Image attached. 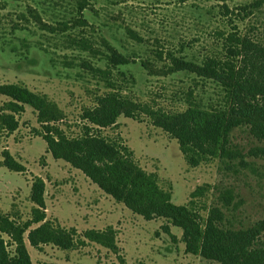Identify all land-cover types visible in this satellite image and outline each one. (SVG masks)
<instances>
[{
    "label": "rangeland",
    "instance_id": "1",
    "mask_svg": "<svg viewBox=\"0 0 264 264\" xmlns=\"http://www.w3.org/2000/svg\"><path fill=\"white\" fill-rule=\"evenodd\" d=\"M228 35L247 37L263 47L264 0H0V83H21L45 95L61 112L54 128L67 138L76 137L87 124L83 111L95 104L97 95L110 90L91 68L109 67L107 54L115 49L129 62L113 68L112 79L131 100L127 108L137 117L119 114L116 124L101 128L99 134L126 145L134 163L154 173L171 200L185 205L202 221L217 206L225 228L257 226L264 219V156L255 150L260 142L249 132L250 124L235 127L231 133L245 164L236 157L232 165L211 158L190 166L176 139L153 125L149 113L182 111L189 100L226 111L229 87L200 75L195 66L206 57L222 58ZM79 38L91 48L83 47ZM183 61L193 67L185 68ZM4 100L0 94V105ZM243 111L237 115L243 121H263L259 111ZM17 118L18 127L11 134L0 130V151L6 146L27 171H12L0 163L1 213L6 210L3 214L17 222L30 216L29 189L37 175L45 182L46 211L52 224L59 223L54 210L68 228L76 229L74 238L89 228L111 226L124 264L215 263L186 253L181 228L168 219L145 220L84 182L79 171L72 174L68 162L53 158L45 151L46 143L39 135L42 127L31 107L25 105ZM198 186L201 191L196 190ZM53 188H61L62 194L80 190L75 223L70 206H50ZM226 190L229 200L223 197ZM167 223L175 241L161 229ZM0 235L12 253L14 245L6 234ZM81 238L84 244L77 242L68 249L52 244L37 249L29 246L32 264H118L111 249ZM259 239L258 245L264 248L262 229Z\"/></svg>",
    "mask_w": 264,
    "mask_h": 264
},
{
    "label": "trees",
    "instance_id": "2",
    "mask_svg": "<svg viewBox=\"0 0 264 264\" xmlns=\"http://www.w3.org/2000/svg\"><path fill=\"white\" fill-rule=\"evenodd\" d=\"M79 40L83 47L91 48V45L86 46L88 44L83 38ZM225 41L222 58L206 57L201 65L195 66V70L229 87L230 103L226 111L204 108L189 100L182 111L156 109L149 112L152 124L176 139L183 158L190 166L211 158L232 165L236 157L240 158V164H245L231 137L232 130L245 123L250 124L249 132L260 142L255 145V150L264 156V46L257 47L247 37L240 39L228 35ZM172 60L178 62L177 58ZM107 62V68H91L110 90L97 95L95 104L83 111L82 119L87 124L81 135L67 138L59 133L54 128V122L61 115L57 106L45 95L17 82L0 83V94L6 97L0 105V130L11 134L18 127V114L25 105L31 107L42 127L39 135L46 143V152L81 170L115 201L123 203L145 220L162 217L181 228L186 253L215 261L214 264H264V248L258 245L259 231L264 230V219L257 226L225 228L222 212L217 206H212L202 221L198 214L185 205L175 204L170 193L158 185L157 176L134 163L133 153L126 145L99 134L101 128L115 125L119 114L137 117L132 108H127L131 100L116 87L112 79V69L127 64L129 59L110 48ZM184 63L185 68L193 67L188 62ZM120 74L123 79H127L124 73ZM243 109L259 111L263 121H243L237 117L245 113ZM0 156L1 164L7 169L21 173L27 171L26 166L6 146L2 147ZM201 189L200 186L196 188L199 191ZM43 191V178L33 176L30 185L33 206L29 218L22 222L0 212V233L6 234L14 245L13 252H9L7 241L0 235V264H32L24 243V233L34 248L51 243L61 249H68L77 242L84 244L83 237L111 249L118 264H124L111 226L105 229L89 228L74 238L77 233L75 228L52 224L51 220L45 218ZM223 197L230 199L229 190L225 191ZM168 223L162 224L161 229L175 241L176 236L170 231Z\"/></svg>",
    "mask_w": 264,
    "mask_h": 264
},
{
    "label": "crops",
    "instance_id": "3",
    "mask_svg": "<svg viewBox=\"0 0 264 264\" xmlns=\"http://www.w3.org/2000/svg\"><path fill=\"white\" fill-rule=\"evenodd\" d=\"M50 153V152H49ZM51 154V153H50ZM52 156V155H51ZM47 161L48 160V157L46 158ZM63 160V159H62ZM0 163H1V160H0ZM72 169V174L75 175L76 171H79L83 177V181L86 182V183H90L91 185H93L94 187L98 188L99 191H101L102 193H104L105 195H108L107 193H105L103 190H101L98 185L94 182H92L87 176L84 175V173L77 169V168H71ZM21 173V172H20ZM79 174H77L78 176ZM90 184H88V187H91V189L93 190L92 186H90ZM31 185V184H30ZM30 190V189H29ZM59 191L61 192L62 189L60 188H53L52 192H50V206L53 208L54 206H60V207H63V206H70L71 207V210H70V216L72 217V221L75 223V221L77 220L76 217H78V210H77V202H75L77 199H78V196L80 195V190L77 189L76 192H73V190H71V192H67V193H59ZM46 187H45V182H44V191H43V199H44V204H45V218L46 219H49V213L46 211V206H47V198H46ZM110 196V195H109ZM111 197V196H110ZM53 200V201H52ZM53 202V203H52ZM117 202V201H116ZM121 203V202H120ZM123 204V203H122ZM124 205V204H123ZM32 206H33V203H32ZM126 207V206H125ZM1 208V207H0ZM54 210H52V215L56 218V221L59 222L58 224L62 227H65V228H68L70 227V225L68 224H65L64 221H61V219L59 218V215L57 213H53ZM3 213H6V210H3ZM136 214V213H135ZM12 218V217H11ZM29 218V217H28ZM63 220V219H62ZM36 224H33V226H35ZM75 225V224H74ZM102 229V228H101ZM171 231V230H170ZM26 234V233H25ZM25 238H26V235H25ZM24 238V243L26 245V248L27 250L29 249L28 247H32L29 243H28V240ZM27 240V242L25 241ZM51 244V243H50ZM43 245H46V244H43ZM53 245V244H52ZM34 248V247H33ZM59 248V247H58ZM34 249H37V248H34ZM28 253H29V250H28ZM30 255V254H29ZM31 259V257H30ZM32 262V261H31Z\"/></svg>",
    "mask_w": 264,
    "mask_h": 264
}]
</instances>
